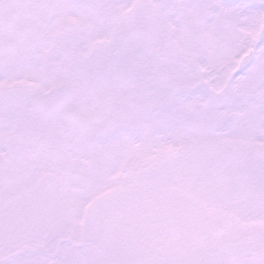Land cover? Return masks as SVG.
I'll return each instance as SVG.
<instances>
[{
  "label": "snow or ice",
  "instance_id": "snow-or-ice-1",
  "mask_svg": "<svg viewBox=\"0 0 264 264\" xmlns=\"http://www.w3.org/2000/svg\"><path fill=\"white\" fill-rule=\"evenodd\" d=\"M0 264H264V0H0Z\"/></svg>",
  "mask_w": 264,
  "mask_h": 264
}]
</instances>
